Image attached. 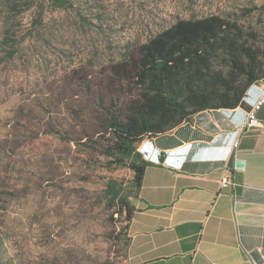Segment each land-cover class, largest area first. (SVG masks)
Masks as SVG:
<instances>
[{"label": "rangeland", "instance_id": "rangeland-1", "mask_svg": "<svg viewBox=\"0 0 264 264\" xmlns=\"http://www.w3.org/2000/svg\"><path fill=\"white\" fill-rule=\"evenodd\" d=\"M29 3L43 6L40 23ZM73 4L63 11L49 0H0V231L6 255L28 264H128L125 223L104 188L108 179L128 187L132 173L112 168L104 146L92 151L84 139L99 140L103 108L110 100L119 108L131 87L114 83L109 67L177 19L210 14L247 26L264 45V0Z\"/></svg>", "mask_w": 264, "mask_h": 264}, {"label": "crops", "instance_id": "crops-1", "mask_svg": "<svg viewBox=\"0 0 264 264\" xmlns=\"http://www.w3.org/2000/svg\"><path fill=\"white\" fill-rule=\"evenodd\" d=\"M263 88L264 79L236 109L201 112L139 145L150 164L133 201L128 264H264V105L260 125L232 147Z\"/></svg>", "mask_w": 264, "mask_h": 264}, {"label": "trees", "instance_id": "trees-1", "mask_svg": "<svg viewBox=\"0 0 264 264\" xmlns=\"http://www.w3.org/2000/svg\"><path fill=\"white\" fill-rule=\"evenodd\" d=\"M49 4L53 10H75L73 0H49ZM32 8L39 16L36 24L40 23L43 6L29 3L25 11ZM108 73L114 83L127 82L131 87L119 108L117 100L103 108L100 99L105 113L102 131L95 134L99 140L87 134L84 139L93 146L92 151L98 143L104 146L101 155L109 158L112 168L132 173L128 187L108 179L104 188L112 215L125 223L121 246L126 259L131 243L129 223L136 210L133 201L150 164L139 145L192 121L201 112L236 109L247 91L264 79V45L259 33L228 17L210 14L177 19L140 44L136 55L127 53L111 65ZM116 92L121 94L122 88ZM7 242L0 231V264H28L6 255Z\"/></svg>", "mask_w": 264, "mask_h": 264}, {"label": "built area", "instance_id": "built-area-1", "mask_svg": "<svg viewBox=\"0 0 264 264\" xmlns=\"http://www.w3.org/2000/svg\"><path fill=\"white\" fill-rule=\"evenodd\" d=\"M263 105H264V88L261 91L258 98L251 105V107L245 112V120H244L243 125L240 128L236 129L235 134H236L237 139L232 144L233 148L237 147V140L246 130L256 128L260 125V120L258 119L257 114ZM219 183L221 187H227L229 184V181L226 177H222Z\"/></svg>", "mask_w": 264, "mask_h": 264}, {"label": "water", "instance_id": "water-1", "mask_svg": "<svg viewBox=\"0 0 264 264\" xmlns=\"http://www.w3.org/2000/svg\"><path fill=\"white\" fill-rule=\"evenodd\" d=\"M232 159H233V155L230 157V160H229V164H228V167H229V168L232 167Z\"/></svg>", "mask_w": 264, "mask_h": 264}]
</instances>
